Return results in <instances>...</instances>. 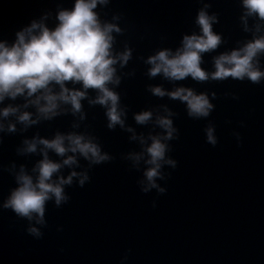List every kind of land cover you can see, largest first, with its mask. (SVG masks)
Returning a JSON list of instances; mask_svg holds the SVG:
<instances>
[{"label": "water", "instance_id": "water-1", "mask_svg": "<svg viewBox=\"0 0 264 264\" xmlns=\"http://www.w3.org/2000/svg\"><path fill=\"white\" fill-rule=\"evenodd\" d=\"M75 0H0V42L13 44L16 33L43 21L50 29L59 23L58 12L71 9ZM216 17L213 31L221 36L217 49L202 54L201 67L215 71L214 59L264 36V21L242 19V0H109L95 11L102 22L116 24L113 52L131 50L126 65H115L118 85L109 87L120 96L125 124L108 127L107 109L92 104L97 92L88 90L80 113L61 105L59 115L39 119L25 127L17 119L27 111L37 119L34 105L25 96L6 98L0 109L19 107L16 115L0 118V264H264V80L253 83L228 77L196 81L191 76L170 80L149 75L150 56L182 46L185 35L200 34L199 11ZM257 25L260 31H257ZM247 26V31L245 27ZM264 71V54L259 58ZM70 89L81 85L67 83ZM187 88L206 94L214 106L207 117L188 115L186 102L152 93ZM59 91V86L55 87ZM151 111L147 124H138L137 113ZM171 114V115H169ZM83 115V119H81ZM166 116L176 129L168 144L159 187L142 190L143 160L136 165L130 156L140 153V137L166 134L156 120ZM16 130L9 132L8 125ZM214 129L215 145L207 140ZM128 129H132L129 131ZM80 134L93 139L110 159L100 164L71 152L64 157L48 150L50 159L62 162L75 155L77 163L61 168L58 176L73 171L81 175L64 186L68 197L57 206L46 204L44 223L20 217L4 202L18 187L21 166L35 177L33 168L44 158L38 145L23 153L25 140L54 139L57 134ZM136 136L137 139L132 137ZM67 143V142H66ZM148 143H151L148 140ZM36 227L39 237L29 232Z\"/></svg>", "mask_w": 264, "mask_h": 264}, {"label": "clouds", "instance_id": "clouds-1", "mask_svg": "<svg viewBox=\"0 0 264 264\" xmlns=\"http://www.w3.org/2000/svg\"><path fill=\"white\" fill-rule=\"evenodd\" d=\"M108 3L109 0H75L71 9L58 12L59 23L54 29H50L43 21H33L30 26L16 33L17 39L13 44L0 42V103L6 98L34 97L28 99L24 107L34 105L37 109V119L33 120V113L27 111L17 117L26 128L37 123L39 119L50 120L59 115L62 104L71 105L74 114L80 113L81 101L87 97L89 89L97 92L96 99L90 103L100 104L107 109L108 127L115 128L118 124L124 127L125 112L120 107V96L109 85L120 83L115 65L118 62L121 66L126 65L131 58V50L118 55L113 52V32L119 33L121 29L116 24L102 22L95 11L98 5ZM242 6L245 9L242 18L245 22L250 16L264 21V0H242ZM215 21L214 15L210 16L205 10L199 11L196 23L200 34L185 35L182 46L175 52L164 49L150 56L147 60L151 65L149 75L155 77L162 73L170 80H183L189 76L196 81H206L210 76L219 80L228 77L239 80L247 78L253 83L264 80V71L260 70L258 59L264 54V36H258L243 47L216 57L215 71L211 74L201 67L202 54L217 49L221 44V36L213 31ZM245 30H248L247 26ZM257 31H260L259 25ZM68 82L81 85V89H70L67 87ZM56 86H59V91L55 90ZM151 91L156 96L163 97L167 94L173 99L186 102L190 117H207L214 107L206 94H197L192 89L178 88L166 93L161 87H153ZM19 111V107L13 106L0 109V118L16 115ZM152 116L151 111H145L137 113L135 120L143 125L147 124ZM83 118L81 115V119ZM156 123L166 134L152 135L147 139L141 136L139 139L143 150L132 154L130 159L136 165L142 160L147 165L142 190L148 192L157 188L163 193L165 189L159 187L157 179L163 178L161 169L164 164L175 166V161L167 158L166 141L173 138L176 129L173 127V121L166 116L158 117ZM7 130L14 132L15 124H9ZM2 131L4 124L0 121V132ZM132 138L137 139L136 136ZM148 140L151 143H148ZM207 140L213 145L217 143L214 129H207ZM24 145L23 153H34L38 145H43L41 151L44 158L33 168L35 177L21 166L15 177L18 187L11 191L3 207L30 221L35 219L39 224L45 222L48 201L54 199L57 206L67 201L65 185L71 184L77 175H81V186L89 178L86 173L78 174L75 171L67 178L58 176L62 167L76 164L77 158L75 155H69L62 162H56L49 158L48 150L61 157L68 152L79 154L93 164L110 159L92 138L75 133H58L51 140H25ZM29 232L37 237L41 235L36 227H30Z\"/></svg>", "mask_w": 264, "mask_h": 264}]
</instances>
